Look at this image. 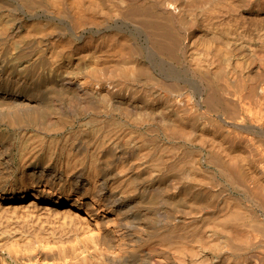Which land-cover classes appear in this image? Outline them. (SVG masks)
<instances>
[{"label":"bare ground","instance_id":"obj_1","mask_svg":"<svg viewBox=\"0 0 264 264\" xmlns=\"http://www.w3.org/2000/svg\"><path fill=\"white\" fill-rule=\"evenodd\" d=\"M4 174L84 219L21 264H264V0L0 2Z\"/></svg>","mask_w":264,"mask_h":264},{"label":"rangeland","instance_id":"obj_2","mask_svg":"<svg viewBox=\"0 0 264 264\" xmlns=\"http://www.w3.org/2000/svg\"><path fill=\"white\" fill-rule=\"evenodd\" d=\"M4 1L10 0H0V2ZM11 10L9 13V18L12 19L9 23L10 30L14 28V25H17V15L22 16L25 27L37 22L53 23L64 27L65 33L61 34L62 36L58 39L50 38L51 36L40 39V43L45 49H47L50 39H55V42L61 45V50L64 53L71 51L75 54L85 44L86 37L81 40L73 38L74 36L68 28L67 19H48L44 15L31 17L27 9L24 11L19 7L16 10ZM2 11L6 13L7 9L3 8ZM55 25L49 28V34L56 30L53 28ZM83 33L86 36L88 31H83ZM15 179L17 176L14 174L2 175L0 177V191L9 184H13ZM27 199L0 202V264H21L16 255L34 252L47 243L70 241L83 232L82 223L84 219L76 215L68 216L63 205L50 208H27Z\"/></svg>","mask_w":264,"mask_h":264}]
</instances>
